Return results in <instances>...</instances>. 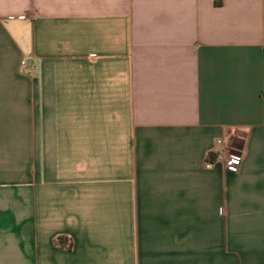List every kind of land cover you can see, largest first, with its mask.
I'll list each match as a JSON object with an SVG mask.
<instances>
[{
	"label": "crops",
	"instance_id": "1",
	"mask_svg": "<svg viewBox=\"0 0 264 264\" xmlns=\"http://www.w3.org/2000/svg\"><path fill=\"white\" fill-rule=\"evenodd\" d=\"M0 264H264V0H0Z\"/></svg>",
	"mask_w": 264,
	"mask_h": 264
},
{
	"label": "built area",
	"instance_id": "2",
	"mask_svg": "<svg viewBox=\"0 0 264 264\" xmlns=\"http://www.w3.org/2000/svg\"><path fill=\"white\" fill-rule=\"evenodd\" d=\"M26 62H24L25 64ZM219 148L217 160L223 162L225 168L232 172H237L243 163L245 154L243 151H237L232 144L231 136H223L217 140ZM213 161L207 158L206 166L211 167Z\"/></svg>",
	"mask_w": 264,
	"mask_h": 264
},
{
	"label": "trees",
	"instance_id": "3",
	"mask_svg": "<svg viewBox=\"0 0 264 264\" xmlns=\"http://www.w3.org/2000/svg\"><path fill=\"white\" fill-rule=\"evenodd\" d=\"M210 155L213 156L214 154H213V153H210ZM61 239H62V238H60V240H61Z\"/></svg>",
	"mask_w": 264,
	"mask_h": 264
}]
</instances>
